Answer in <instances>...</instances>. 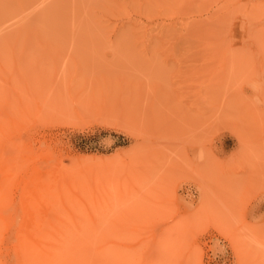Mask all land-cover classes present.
<instances>
[{
  "label": "rangeland",
  "instance_id": "1",
  "mask_svg": "<svg viewBox=\"0 0 264 264\" xmlns=\"http://www.w3.org/2000/svg\"><path fill=\"white\" fill-rule=\"evenodd\" d=\"M177 262L264 264V0H0V264Z\"/></svg>",
  "mask_w": 264,
  "mask_h": 264
},
{
  "label": "bare ground",
  "instance_id": "2",
  "mask_svg": "<svg viewBox=\"0 0 264 264\" xmlns=\"http://www.w3.org/2000/svg\"><path fill=\"white\" fill-rule=\"evenodd\" d=\"M194 217H195V216H194ZM220 233H221V232H220ZM169 240H170V239H169ZM170 241H171V240H170ZM173 245H174V244H173ZM169 247H170V245H169ZM156 250H157V249H156ZM156 250H155V251H156ZM175 254H176V253H175ZM52 256H53V255H52ZM171 259H172V258H171ZM162 261H163V260H162ZM178 262H179V261H178ZM178 262H177V263H178ZM178 264H179V263H178Z\"/></svg>",
  "mask_w": 264,
  "mask_h": 264
}]
</instances>
